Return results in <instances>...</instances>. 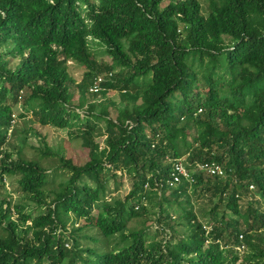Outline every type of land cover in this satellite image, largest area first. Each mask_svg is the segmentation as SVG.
Here are the masks:
<instances>
[{"label":"trees","instance_id":"16d2710c","mask_svg":"<svg viewBox=\"0 0 264 264\" xmlns=\"http://www.w3.org/2000/svg\"><path fill=\"white\" fill-rule=\"evenodd\" d=\"M162 2L0 0V194L9 178L21 198L0 200V264H264V0ZM17 105L66 128L86 160L45 137L27 157ZM182 156L192 181L170 184ZM204 161L225 175L193 171ZM192 195L217 198L206 224ZM143 215L157 240L127 226Z\"/></svg>","mask_w":264,"mask_h":264},{"label":"rangeland","instance_id":"374dc122","mask_svg":"<svg viewBox=\"0 0 264 264\" xmlns=\"http://www.w3.org/2000/svg\"><path fill=\"white\" fill-rule=\"evenodd\" d=\"M168 2V0H163L161 6H163L164 4H166ZM206 0H201V6L203 8L206 7ZM104 51L99 52V54L97 55V60H101V61H108L107 57L105 55H103ZM81 72V69H73L72 70V74H74V76L79 75V73ZM101 75H104V73H100ZM110 98L112 100H114L117 104L119 102V95L117 94L116 90H109L105 96V98ZM103 99V97L99 96L97 99L95 100H101ZM19 105H17L14 110H13V115L14 117H12L14 120L12 122L13 127H17V128H26L28 125L30 126L31 130L27 133L26 136V141L24 142L23 145V150L26 153L27 157L32 156L33 154H36V148H41L43 141H42V137H45L46 143L48 144L49 147L53 148L54 150L57 151H61L63 155L67 156V157H73L75 159H77L79 161V163H82L86 160L87 157V150L85 148H83L80 144V141L78 139H73L69 136V134L67 133L66 128L64 129H60L54 126H50V125H40L39 123L35 122V121H31V115L30 113H28L26 115V117L20 118L17 116V112H19ZM113 113H115L113 111ZM82 114V113H81ZM26 121V123H24ZM30 122V123H28ZM27 124V125H26ZM100 126L102 128H104V124L103 122H100ZM10 129L12 127H9ZM97 138V137H96ZM21 135H18L16 137V143L17 144H21ZM102 139H97L100 142V145L102 146ZM188 142H191V138L188 137ZM14 157V156H13ZM183 158H185L184 156H182ZM194 171V169H193ZM121 186L119 184L118 189L115 192H112L114 195H117L118 197L122 198L123 196H125L128 192V190L130 189V181L127 180V178L125 176H122L121 179ZM5 189L3 191V194H0V200L3 197V195L7 196V200L10 201V205L12 207V205L21 202V198H20V193L17 190V185L14 181H11L9 178H7L5 181ZM112 194V195H113ZM209 195H202L198 198H196L195 196L192 195L191 197V203H192V207L193 209H195V211L197 212L199 219L202 220L203 223H207L208 218L204 217L203 218V214L204 212L208 211L209 208L213 205V203L216 202L217 198H213V200L209 199ZM145 203L147 204L148 208L150 209V212H153V210L155 211L157 208V204H156V200L154 198H152L151 200H145ZM172 206L169 208V211L172 212V214L175 215L174 218V227L176 230L178 231H183L184 227L182 226L181 222H180V217L178 215L182 214V211L177 208L175 206V201H172ZM12 218H16V215H13ZM153 222V217H147L145 215L133 219L130 222L128 221L127 226L128 227H135V228H139V227H147L148 228V232H147V238L148 240H157L158 236L154 231V228H152V223ZM30 235V234H29ZM88 244L87 240H82V244ZM92 245V244H91ZM71 246V244H70ZM242 253V252H241ZM43 264H46L45 262Z\"/></svg>","mask_w":264,"mask_h":264},{"label":"built area","instance_id":"2783aa9c","mask_svg":"<svg viewBox=\"0 0 264 264\" xmlns=\"http://www.w3.org/2000/svg\"><path fill=\"white\" fill-rule=\"evenodd\" d=\"M110 75V73H108ZM103 76L101 74H98L94 77L92 84L89 87V90L92 92H96L101 89V83L103 81ZM12 117L14 115L12 114ZM13 118L11 120V124L13 122ZM171 167L169 172V183L170 184H176L180 182L181 180L185 181H192L191 173L189 172V169L186 167L185 161L183 157H176L173 159H170ZM194 171H203L206 172L209 175H215V176H224L225 172L222 168V166L215 162V161H204V162H196L194 165ZM147 186V183L145 184ZM204 228L206 231L210 228L208 225H204ZM242 235H239V238H241ZM237 249L241 252L244 250V245L241 243Z\"/></svg>","mask_w":264,"mask_h":264},{"label":"bare ground","instance_id":"6f19581e","mask_svg":"<svg viewBox=\"0 0 264 264\" xmlns=\"http://www.w3.org/2000/svg\"><path fill=\"white\" fill-rule=\"evenodd\" d=\"M89 90V89H88ZM90 91V90H89ZM92 92V91H91Z\"/></svg>","mask_w":264,"mask_h":264}]
</instances>
